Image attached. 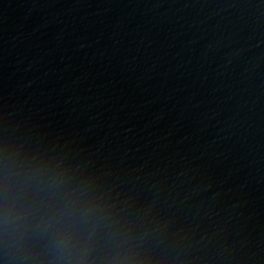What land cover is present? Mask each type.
<instances>
[{"label":"water","instance_id":"obj_1","mask_svg":"<svg viewBox=\"0 0 264 264\" xmlns=\"http://www.w3.org/2000/svg\"><path fill=\"white\" fill-rule=\"evenodd\" d=\"M69 232L87 264H264V0H0V264Z\"/></svg>","mask_w":264,"mask_h":264},{"label":"clouds","instance_id":"obj_2","mask_svg":"<svg viewBox=\"0 0 264 264\" xmlns=\"http://www.w3.org/2000/svg\"><path fill=\"white\" fill-rule=\"evenodd\" d=\"M90 210H85L81 214V219H86ZM71 233H67L63 238L55 243L56 259L58 264H87V249L81 250L78 255L71 252Z\"/></svg>","mask_w":264,"mask_h":264}]
</instances>
